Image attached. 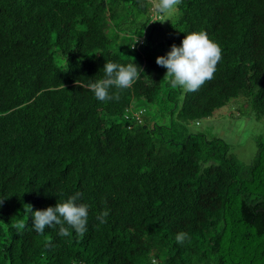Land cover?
<instances>
[{
  "label": "trees",
  "instance_id": "obj_1",
  "mask_svg": "<svg viewBox=\"0 0 264 264\" xmlns=\"http://www.w3.org/2000/svg\"><path fill=\"white\" fill-rule=\"evenodd\" d=\"M155 3L0 0V264H264V136L246 163L225 138L190 130L233 100L264 117V0H179L167 21ZM192 31L222 56L189 92L156 58ZM106 61L142 73L105 103L80 84ZM76 192L83 236L33 229L29 205Z\"/></svg>",
  "mask_w": 264,
  "mask_h": 264
},
{
  "label": "clouds",
  "instance_id": "obj_2",
  "mask_svg": "<svg viewBox=\"0 0 264 264\" xmlns=\"http://www.w3.org/2000/svg\"><path fill=\"white\" fill-rule=\"evenodd\" d=\"M179 0H158L154 5L155 11L164 14L177 5ZM221 48L211 40L204 31L186 33L179 46L173 44L165 55L158 56L156 63L166 68V75L173 88H182L193 92L200 88L206 80L213 78L216 65L221 60ZM142 69L132 62L121 64L106 61L103 67V77L98 80L88 79L86 85L97 101L109 102L119 99V92L130 88L139 78ZM81 200V193L76 192L66 200L45 209L33 211L32 206L27 209L31 217V224L37 233H43L45 228H55L59 225L58 234L67 237L71 231L77 236L87 232L89 208ZM109 211L104 210L97 219L101 224L107 222ZM71 230V231H70ZM186 233H178L176 241L182 243Z\"/></svg>",
  "mask_w": 264,
  "mask_h": 264
},
{
  "label": "rangeland",
  "instance_id": "obj_3",
  "mask_svg": "<svg viewBox=\"0 0 264 264\" xmlns=\"http://www.w3.org/2000/svg\"><path fill=\"white\" fill-rule=\"evenodd\" d=\"M158 0H156V3ZM155 3V4H156ZM179 12L178 4L166 12L165 21L173 19ZM174 16H171L173 14ZM137 24H141L138 23ZM162 55L167 53L168 49L160 48ZM236 103L239 100H233L228 105L217 110L211 117L201 119L199 124L193 122L190 130L194 132H203L209 137H223L232 145V152L235 153L242 161L249 163L256 154V138L264 136V117L258 120L253 114L244 109L237 113ZM136 106L146 107L147 116L151 119L160 118L163 122L169 121V116L163 117L157 114V106L140 101Z\"/></svg>",
  "mask_w": 264,
  "mask_h": 264
},
{
  "label": "built area",
  "instance_id": "obj_4",
  "mask_svg": "<svg viewBox=\"0 0 264 264\" xmlns=\"http://www.w3.org/2000/svg\"><path fill=\"white\" fill-rule=\"evenodd\" d=\"M141 112L142 111H139L138 113L135 112V113H132L131 111H128L125 115V119L128 120H137L139 122H142V117H141Z\"/></svg>",
  "mask_w": 264,
  "mask_h": 264
}]
</instances>
